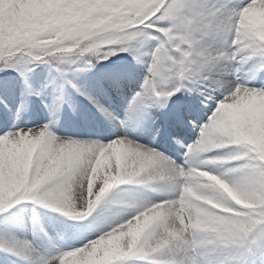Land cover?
I'll return each instance as SVG.
<instances>
[{"label": "snow or ice", "instance_id": "obj_1", "mask_svg": "<svg viewBox=\"0 0 264 264\" xmlns=\"http://www.w3.org/2000/svg\"><path fill=\"white\" fill-rule=\"evenodd\" d=\"M0 253L264 264V0H0Z\"/></svg>", "mask_w": 264, "mask_h": 264}, {"label": "rangeland", "instance_id": "obj_2", "mask_svg": "<svg viewBox=\"0 0 264 264\" xmlns=\"http://www.w3.org/2000/svg\"><path fill=\"white\" fill-rule=\"evenodd\" d=\"M44 71L43 66L40 68L36 69V72H42ZM83 98L82 97H74L72 103L76 105V110L74 111L72 107H69L68 105H65L63 108V111L61 113L60 117V122L59 126L56 129L58 134H71L77 131H86L88 130V125L89 123L87 122V115H91V109H86L83 106L82 102ZM36 109V113L40 115L41 117L43 116V113L41 112V107L39 105V102H35L34 105ZM186 130V129H185ZM177 131H180L177 130ZM188 131V130H187ZM189 135L186 134V140H191L194 139V134L190 133L188 131ZM175 149V147H174ZM29 209L27 215L30 217L31 216V208L33 207L30 203H27L25 205ZM36 211L40 214V216L44 219L45 223L50 224V226L54 227L56 222L55 220L49 221L48 217H60V214L55 213L49 209H45L42 207L37 206ZM63 220H67L66 217H61ZM0 255H3L0 253Z\"/></svg>", "mask_w": 264, "mask_h": 264}, {"label": "bare ground", "instance_id": "obj_3", "mask_svg": "<svg viewBox=\"0 0 264 264\" xmlns=\"http://www.w3.org/2000/svg\"><path fill=\"white\" fill-rule=\"evenodd\" d=\"M93 121V119L90 117V115H87V122H91ZM77 132H84V131H77Z\"/></svg>", "mask_w": 264, "mask_h": 264}]
</instances>
